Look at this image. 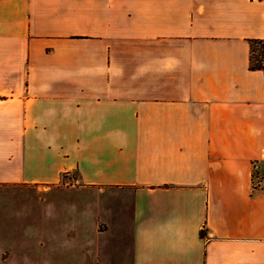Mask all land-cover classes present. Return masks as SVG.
Segmentation results:
<instances>
[{"label": "crops", "instance_id": "0c3cea01", "mask_svg": "<svg viewBox=\"0 0 264 264\" xmlns=\"http://www.w3.org/2000/svg\"><path fill=\"white\" fill-rule=\"evenodd\" d=\"M250 39L264 0H0V264H264Z\"/></svg>", "mask_w": 264, "mask_h": 264}, {"label": "trees", "instance_id": "16d2710c", "mask_svg": "<svg viewBox=\"0 0 264 264\" xmlns=\"http://www.w3.org/2000/svg\"><path fill=\"white\" fill-rule=\"evenodd\" d=\"M249 69L264 70V39H250ZM258 171H253L252 175L256 176Z\"/></svg>", "mask_w": 264, "mask_h": 264}, {"label": "built area", "instance_id": "2783aa9c", "mask_svg": "<svg viewBox=\"0 0 264 264\" xmlns=\"http://www.w3.org/2000/svg\"><path fill=\"white\" fill-rule=\"evenodd\" d=\"M262 160H264V155ZM259 161L256 160L253 162L252 172L258 171V174L256 176L251 177V189L253 191H264V163L261 166Z\"/></svg>", "mask_w": 264, "mask_h": 264}, {"label": "rangeland", "instance_id": "374dc122", "mask_svg": "<svg viewBox=\"0 0 264 264\" xmlns=\"http://www.w3.org/2000/svg\"><path fill=\"white\" fill-rule=\"evenodd\" d=\"M65 178H66V177L64 176V178L62 179V183H63V184H65Z\"/></svg>", "mask_w": 264, "mask_h": 264}]
</instances>
